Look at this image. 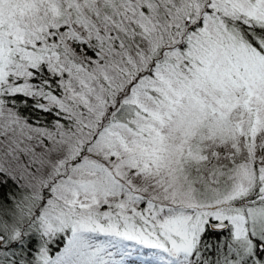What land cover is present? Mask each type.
Returning a JSON list of instances; mask_svg holds the SVG:
<instances>
[{
    "label": "snow or ice",
    "instance_id": "obj_1",
    "mask_svg": "<svg viewBox=\"0 0 264 264\" xmlns=\"http://www.w3.org/2000/svg\"><path fill=\"white\" fill-rule=\"evenodd\" d=\"M0 264H264V0H0Z\"/></svg>",
    "mask_w": 264,
    "mask_h": 264
}]
</instances>
